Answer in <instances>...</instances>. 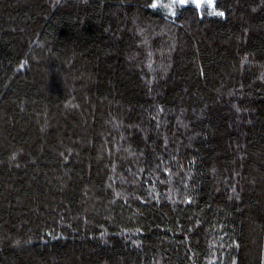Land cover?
Instances as JSON below:
<instances>
[{"label": "trees", "instance_id": "1", "mask_svg": "<svg viewBox=\"0 0 264 264\" xmlns=\"http://www.w3.org/2000/svg\"><path fill=\"white\" fill-rule=\"evenodd\" d=\"M0 264H264V0H0Z\"/></svg>", "mask_w": 264, "mask_h": 264}, {"label": "rangeland", "instance_id": "2", "mask_svg": "<svg viewBox=\"0 0 264 264\" xmlns=\"http://www.w3.org/2000/svg\"><path fill=\"white\" fill-rule=\"evenodd\" d=\"M197 1L200 3V1L211 2L212 0H197Z\"/></svg>", "mask_w": 264, "mask_h": 264}]
</instances>
